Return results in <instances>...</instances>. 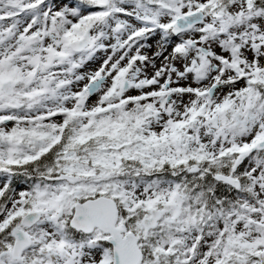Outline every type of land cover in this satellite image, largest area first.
<instances>
[{
    "label": "snow or ice",
    "instance_id": "1",
    "mask_svg": "<svg viewBox=\"0 0 264 264\" xmlns=\"http://www.w3.org/2000/svg\"><path fill=\"white\" fill-rule=\"evenodd\" d=\"M0 264H264V0H0Z\"/></svg>",
    "mask_w": 264,
    "mask_h": 264
}]
</instances>
